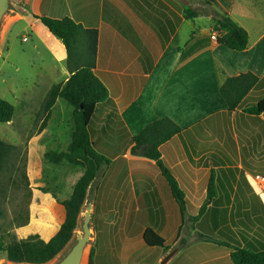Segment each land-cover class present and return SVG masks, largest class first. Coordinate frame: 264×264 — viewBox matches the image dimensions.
<instances>
[{
    "label": "crops",
    "instance_id": "1",
    "mask_svg": "<svg viewBox=\"0 0 264 264\" xmlns=\"http://www.w3.org/2000/svg\"><path fill=\"white\" fill-rule=\"evenodd\" d=\"M189 1L20 0L6 19L0 73L12 51L18 57L27 52L32 60L43 62L42 77L51 81L50 88L64 85L70 77L67 52L37 17H70L98 30L95 70L109 97L97 104L89 130L94 145L111 155L106 171L111 176L91 199V246L100 264H160L171 251L166 264H234L227 244L264 249V189L252 180L264 179V157L259 160L257 153L264 147V113L245 112L264 97V0H194L206 5L203 13L210 26L181 36L192 20L185 17ZM216 14L230 16L247 30L246 49L234 51L218 41ZM213 33L216 40L211 39ZM19 69L15 65L14 73ZM242 72L258 80L238 106L228 110L219 86ZM162 117L182 128L160 146V153L184 192L183 220L156 162L131 153L133 136ZM49 127V120L43 130L38 127L29 145ZM70 147L71 140L63 151ZM32 148L26 147L28 155ZM61 164L71 169L66 176L71 185L84 172L81 163ZM212 171L216 194L209 199ZM147 227L166 239L167 251L143 242Z\"/></svg>",
    "mask_w": 264,
    "mask_h": 264
},
{
    "label": "trees",
    "instance_id": "2",
    "mask_svg": "<svg viewBox=\"0 0 264 264\" xmlns=\"http://www.w3.org/2000/svg\"><path fill=\"white\" fill-rule=\"evenodd\" d=\"M185 14L186 19H194L202 13L187 5ZM37 18L65 46L67 52L66 65L70 72V77L64 85H54L48 91L42 103L39 131L45 128L51 115L52 106L57 98H63L73 108L71 147L67 151H46L44 159L52 164H60L64 161L75 165L81 163L84 172L72 185L69 198L63 201L59 200L62 220L49 239L46 240L38 233H34L25 238L14 239L7 244L5 249L7 259L22 264H46L63 251L77 230L79 215L90 185L99 176L100 172L111 163V155L102 153L94 145L89 130L90 120L97 104L109 97L106 85L95 70L98 52V30L86 28L70 17L38 16ZM213 21L215 30L219 32L218 41L220 43L234 51H242L247 48L249 43L247 30L230 16L216 14ZM257 80L258 77L255 74L242 72L227 77L221 82L219 92L226 102L228 110H234L238 106ZM245 112L250 114L264 113V97L254 105L247 107ZM13 115L14 106L0 97V122H10ZM181 130L182 128L170 118H158L148 123L138 134L133 136L134 145L131 153L156 162L169 183L172 195L176 198L180 216L183 220L186 212L184 192L163 164L160 153V146L174 139ZM14 150V145L0 139V173L5 170L7 159ZM214 177L212 171L208 184L209 199H213L216 194ZM204 208L202 207L200 211H203ZM1 212L0 209V214ZM195 220L197 219L194 218V222ZM142 239L149 247L160 248L165 251L169 249L166 239L151 227L144 230ZM227 246L232 249L230 257L234 264H264V249L251 246L236 247L229 244ZM94 252V246H91L87 264H100L99 261L95 262Z\"/></svg>",
    "mask_w": 264,
    "mask_h": 264
},
{
    "label": "rangeland",
    "instance_id": "3",
    "mask_svg": "<svg viewBox=\"0 0 264 264\" xmlns=\"http://www.w3.org/2000/svg\"><path fill=\"white\" fill-rule=\"evenodd\" d=\"M189 6L202 14L189 20L183 26L181 36L189 30H202L210 26L207 15L203 13L207 9L206 5L190 0ZM8 21L4 23L0 31V43ZM15 65H19L20 69L14 73ZM42 67L43 62L39 59L32 60L27 52L24 56L18 57V53L14 50L6 57L4 74L0 73V97L14 106L13 119L8 123L0 122V139L15 147L7 159L5 170L0 173V209L2 210L0 214V264H22L7 259L5 249L10 241L25 238L34 233H38L47 240L54 234L62 220L58 202L69 198L72 191V182L66 178L70 175L71 169L65 166L66 164H52L46 161L43 155L44 152L50 150H66L71 140L72 107L66 100L60 99L51 112L49 131L35 140L32 146L28 143L40 126L42 103L51 89V81L42 77L45 73ZM3 76H8V78L4 79ZM54 79L56 80L57 76ZM26 147H34L31 153L29 152L30 155ZM257 151L260 160L264 157V147H258ZM80 170L82 172L83 169L79 168ZM106 171L107 167L92 183L90 199L95 198L96 190L102 181L110 178L111 175ZM85 211L84 202L79 215L78 227L72 240L62 252L46 264H56L71 247L76 240L77 233L81 232L80 221L84 218ZM100 216L106 217L102 212ZM94 224L95 219L91 218V228ZM92 240L93 233L86 246L84 264L88 263Z\"/></svg>",
    "mask_w": 264,
    "mask_h": 264
},
{
    "label": "water",
    "instance_id": "4",
    "mask_svg": "<svg viewBox=\"0 0 264 264\" xmlns=\"http://www.w3.org/2000/svg\"><path fill=\"white\" fill-rule=\"evenodd\" d=\"M20 0H0V31L4 25L6 19L17 8ZM86 211L84 218L80 221L81 232L77 233L76 240L72 243L71 247L66 253L57 261L56 264H83L84 256L86 252V246L91 238V217H92V203L90 199V188L87 191L86 199ZM174 254V251L169 252L161 261L160 264H166L170 257Z\"/></svg>",
    "mask_w": 264,
    "mask_h": 264
},
{
    "label": "built area",
    "instance_id": "5",
    "mask_svg": "<svg viewBox=\"0 0 264 264\" xmlns=\"http://www.w3.org/2000/svg\"><path fill=\"white\" fill-rule=\"evenodd\" d=\"M211 39L216 40L217 39V35L215 33H213L211 35ZM252 180L254 182H256L260 186L261 189H264V186H263L264 185V179L262 177L255 176V177L252 178Z\"/></svg>",
    "mask_w": 264,
    "mask_h": 264
},
{
    "label": "bare ground",
    "instance_id": "6",
    "mask_svg": "<svg viewBox=\"0 0 264 264\" xmlns=\"http://www.w3.org/2000/svg\"><path fill=\"white\" fill-rule=\"evenodd\" d=\"M263 198H264V194H263ZM84 259H85V256H84ZM85 261V260H84ZM84 264V263H83Z\"/></svg>",
    "mask_w": 264,
    "mask_h": 264
}]
</instances>
